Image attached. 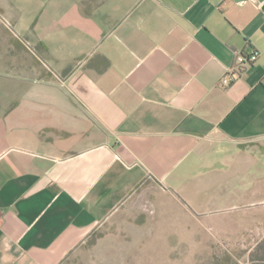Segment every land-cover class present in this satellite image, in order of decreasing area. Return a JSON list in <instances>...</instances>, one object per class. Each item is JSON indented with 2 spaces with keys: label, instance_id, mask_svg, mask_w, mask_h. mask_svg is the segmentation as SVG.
Returning a JSON list of instances; mask_svg holds the SVG:
<instances>
[{
  "label": "crops",
  "instance_id": "1",
  "mask_svg": "<svg viewBox=\"0 0 264 264\" xmlns=\"http://www.w3.org/2000/svg\"><path fill=\"white\" fill-rule=\"evenodd\" d=\"M262 145L264 0H0V264H64L141 199L162 235L258 202Z\"/></svg>",
  "mask_w": 264,
  "mask_h": 264
},
{
  "label": "rangeland",
  "instance_id": "2",
  "mask_svg": "<svg viewBox=\"0 0 264 264\" xmlns=\"http://www.w3.org/2000/svg\"><path fill=\"white\" fill-rule=\"evenodd\" d=\"M254 175L244 187L261 186L258 202L196 219H185L176 207V230L165 228L164 235L148 200L128 203L120 216L95 227L64 264H264V171ZM128 218L142 229L118 233Z\"/></svg>",
  "mask_w": 264,
  "mask_h": 264
},
{
  "label": "built area",
  "instance_id": "3",
  "mask_svg": "<svg viewBox=\"0 0 264 264\" xmlns=\"http://www.w3.org/2000/svg\"><path fill=\"white\" fill-rule=\"evenodd\" d=\"M258 55L259 51L256 49L249 53L236 51L233 63L228 67V71L219 79V83L226 85L232 78L239 77L242 71L256 60Z\"/></svg>",
  "mask_w": 264,
  "mask_h": 264
}]
</instances>
